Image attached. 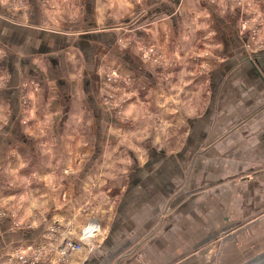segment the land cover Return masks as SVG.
Segmentation results:
<instances>
[{"label": "crops", "instance_id": "1", "mask_svg": "<svg viewBox=\"0 0 264 264\" xmlns=\"http://www.w3.org/2000/svg\"><path fill=\"white\" fill-rule=\"evenodd\" d=\"M25 1L26 6H18L16 0H0V76L8 75L0 79V120L2 115L8 119L0 129V199L1 175L29 182L35 173L44 178L39 189L48 196L41 203L28 198L24 207L35 210L42 206L47 213L40 219L19 217V221L26 219L29 227L14 228L9 218L1 220L0 257L12 256L16 248V253H28L53 226L59 228L49 236L62 240L64 228L71 224L80 227L96 218L104 229L103 245L100 250L84 251L82 264H172L184 257L193 259L189 264H207L210 250L219 262L237 258L243 220L252 225L257 221L251 219L258 217V212H253L243 218L242 211L260 210L259 187L264 190L262 173L258 176L262 181L250 184V193L255 195L248 206L236 195L241 191L237 190L241 184L238 178L244 169H264V53L249 57L235 15L213 11L210 16L221 56L209 75V91L200 95V114L193 113L186 120L185 144L201 149L200 156L190 158L191 154L182 151L174 155L154 149L145 159L135 158L129 170L100 171L91 165L102 153L97 137L96 153L87 154L86 163L80 169L75 165L68 173L65 167L83 159L75 134L71 137L69 132L81 124L76 123L75 115L90 113L98 121L100 114L110 113L98 101L94 82L97 85L99 81L97 52L114 49L115 31H97L101 27L99 13H67L66 8L51 13L50 4L42 0ZM150 1L153 6L148 15L161 18L165 14L172 33L179 35L185 30L180 27V12H165L162 0ZM89 5L86 9L92 12ZM191 23L189 18L184 23L186 29ZM158 25L152 26L154 36L161 32ZM75 29L87 34L77 35ZM11 147L18 151L15 157L11 155L12 160L6 158L5 151ZM194 158L193 168L184 170L182 162ZM59 178L71 180L57 185L53 179ZM28 182L22 188L34 194L38 188L34 180ZM165 208L168 217L162 223ZM232 208L236 212L229 217ZM49 241L51 238L43 243ZM197 250L201 252L194 253ZM258 254L255 251L237 263L244 264ZM169 256L175 260L164 262Z\"/></svg>", "mask_w": 264, "mask_h": 264}, {"label": "rangeland", "instance_id": "2", "mask_svg": "<svg viewBox=\"0 0 264 264\" xmlns=\"http://www.w3.org/2000/svg\"><path fill=\"white\" fill-rule=\"evenodd\" d=\"M16 1L15 5H27L25 0ZM42 1L45 4H50L51 13H61V9L64 8L67 13H99L97 22L101 27L97 31H106L107 29H109L107 31L112 29L115 31L114 49L100 48L97 52L98 65L95 70L100 83L98 81L96 85L94 82L98 101L110 113L100 114L98 121L90 113L75 115L77 118L74 120L81 124L76 125L75 129L69 132L71 137L75 134L74 142L83 161H73L72 165L65 167L63 170L68 173L76 166L80 169L87 161V154L96 153L97 137H99V150L102 146L99 152L102 153L96 160L97 162H92L91 165L100 171L107 169L116 171L124 167L129 170L134 166L135 158L138 161L145 159L154 149H163L166 150V153L174 155L182 151L186 155L191 154L190 158H193L194 154L200 156L201 149L197 150L194 148L195 146L185 144L188 136L186 120L191 114H200L197 111L200 106L199 101L202 100L200 95L204 91H209V75L219 64L221 56L217 53L220 42L216 39L214 24L211 23L210 16L213 14L211 12L226 16L229 13L235 15L236 27L243 40L242 45L250 58H255L254 56L258 53H264V0H179L178 3L173 0H162L161 5L165 7V12H170L172 9L180 12L182 17L180 27L183 25L185 30L179 35L176 32L172 33L171 22H167L168 18L165 14L161 18L147 14L148 8L153 6H149L152 3L150 0ZM87 4H90L92 12L87 11ZM123 13L125 14L122 15ZM127 13H129L127 15L129 18L126 19ZM175 14L177 13L175 12ZM203 17L204 20L201 21L200 19ZM189 18L192 21L191 28L186 29L188 26H185L184 23ZM155 24L162 27L158 36H154L152 33L154 31L152 26ZM139 30L142 32L141 34L138 33ZM74 31L77 35L87 34V32H83L84 30L75 29ZM161 38L162 40H160ZM171 41L175 44H170ZM129 59L133 63L128 65ZM7 76L6 73H3L0 79L1 77L7 79ZM197 93L200 94L196 95ZM1 120L0 129L8 119L6 115H2ZM25 121H28V116ZM97 123L100 124L99 130L96 128ZM5 151H7L6 158L10 160H12L11 155L15 157L18 152L16 147ZM123 155L124 158H122ZM195 159H191L192 163L182 162L183 169H192ZM262 170L264 169L254 171L244 169L242 175L239 176L238 180L241 184L237 190L241 189V191L236 195L243 200L244 206H248L251 198H254L255 194L250 193V184L258 180L262 181L258 177L264 173ZM1 176L3 177V196L0 199V221L9 218L11 225L18 228L22 225L29 227L26 219L19 221V217L44 218L47 213L44 210L45 207L38 206L35 210L24 207V203L30 201L28 198L35 203H41L48 196V194L43 195L39 189H42L44 178L33 173L29 176V182L27 179L22 182L14 177ZM111 176H115V174L112 172ZM99 177L101 176L99 175ZM32 180H34L35 189H38L34 194L31 192L27 194L22 185L26 182H28L27 185H30ZM70 180L53 179L58 182L57 185ZM262 188L259 187L257 196L260 210L244 209L242 211L243 218L253 212L255 214L258 212V217L251 219L257 221L252 225H249L250 220L248 222L243 220L241 224V228H244L242 242L241 238L240 242L238 241L242 246L240 255L237 258L229 259L228 257L222 258L224 254H221L220 258L222 259L219 262L215 260L216 256H213L214 252L210 250L211 255L208 253L207 264H238L241 262L239 260H245L255 251L259 252L258 257L264 255V190ZM227 197L230 199L231 196L228 194ZM235 212L236 210L233 208L228 210V216H234ZM55 217L59 218V215L56 214ZM167 217L165 208L160 219L161 222H165ZM90 221L92 220L90 219L80 227L71 224L69 228H64L60 236L63 237L62 240L49 236L59 228L53 226L50 234L46 238L42 237L41 240L34 242L28 253L23 255L16 253V248L11 253L12 256L7 258L3 256L0 259H3V264H26L27 262L44 264L45 261L50 262L49 264H82L84 251L100 250L103 245V227L99 226V230L91 236L84 237L82 235L83 228ZM68 222L71 221L68 220ZM49 238L51 241L44 244L43 242H47ZM74 240L76 242L82 240V247L79 250H73L69 246V242ZM182 242L180 241V243ZM60 246L71 249L61 254L63 251L60 250ZM201 250L194 253L199 254ZM58 254L62 256L59 259ZM172 257H164L163 261L175 260ZM256 258L255 256L254 259ZM144 260L148 261L147 263L150 262L149 259ZM192 261L193 259L184 257L172 264H189L188 262Z\"/></svg>", "mask_w": 264, "mask_h": 264}, {"label": "built area", "instance_id": "3", "mask_svg": "<svg viewBox=\"0 0 264 264\" xmlns=\"http://www.w3.org/2000/svg\"><path fill=\"white\" fill-rule=\"evenodd\" d=\"M92 221H90L89 223H87V225L83 228L82 230V235L84 237H88L91 236L92 234L96 233V231L99 230V223L96 221V219H91ZM69 246L73 249V250H79L82 247V240L79 241H70L69 242ZM67 247H62V253L64 254L65 252H67L68 250H70L71 248ZM31 248V247H30Z\"/></svg>", "mask_w": 264, "mask_h": 264}, {"label": "water", "instance_id": "4", "mask_svg": "<svg viewBox=\"0 0 264 264\" xmlns=\"http://www.w3.org/2000/svg\"><path fill=\"white\" fill-rule=\"evenodd\" d=\"M244 264H264V255L259 256L256 259H252Z\"/></svg>", "mask_w": 264, "mask_h": 264}]
</instances>
